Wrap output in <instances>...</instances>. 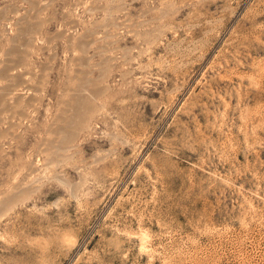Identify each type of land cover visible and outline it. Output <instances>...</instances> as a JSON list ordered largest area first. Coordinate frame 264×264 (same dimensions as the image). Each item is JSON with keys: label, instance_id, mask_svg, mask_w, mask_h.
<instances>
[{"label": "rangeland", "instance_id": "obj_1", "mask_svg": "<svg viewBox=\"0 0 264 264\" xmlns=\"http://www.w3.org/2000/svg\"><path fill=\"white\" fill-rule=\"evenodd\" d=\"M0 264H264V0H0Z\"/></svg>", "mask_w": 264, "mask_h": 264}]
</instances>
